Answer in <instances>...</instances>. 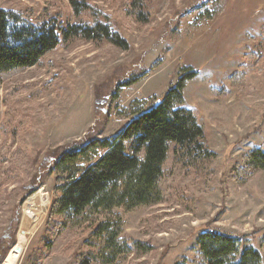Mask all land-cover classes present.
<instances>
[{
  "label": "rangeland",
  "instance_id": "374dc122",
  "mask_svg": "<svg viewBox=\"0 0 264 264\" xmlns=\"http://www.w3.org/2000/svg\"><path fill=\"white\" fill-rule=\"evenodd\" d=\"M79 1L87 8L75 14L71 0H0V8L35 22L85 24L94 14L129 46L61 40L35 65L0 73V264H80L95 221L127 244L150 247L117 264H203L193 247L207 230L238 236L241 249L257 250L264 264V169L235 176L243 157L264 144V0H138L142 20L135 0ZM183 71L194 73L185 106L214 157L191 163L169 143L160 201L50 216L60 195L56 159L116 137L134 108L162 98ZM138 155L143 160L144 150Z\"/></svg>",
  "mask_w": 264,
  "mask_h": 264
},
{
  "label": "trees",
  "instance_id": "16d2710c",
  "mask_svg": "<svg viewBox=\"0 0 264 264\" xmlns=\"http://www.w3.org/2000/svg\"><path fill=\"white\" fill-rule=\"evenodd\" d=\"M71 3L75 14L87 8L79 0H71ZM133 8L142 20L146 14L143 2L135 0ZM77 37L105 40L123 50L129 48L128 42L109 22L94 14L90 23L64 26L55 19L35 22L18 11L0 8V73L33 66L61 40ZM193 77V72L183 71L177 83L169 87L162 98L148 106L134 108L130 121L116 137L93 139L81 147L64 151L53 166L60 195L52 204L50 216L78 217L97 209L109 211L114 206L130 210L160 201L158 181L169 143L176 145L174 153L177 157L191 163L213 158L214 153L202 141L204 131L194 111L185 106L183 90L186 81ZM96 150H104V153L86 167L76 166ZM142 150L143 160L138 155ZM260 169H264V144L243 157L235 176ZM48 224L57 225L50 218ZM108 226L105 222L90 224V237L86 241L88 254L80 264L98 260L117 264L119 258L129 251L144 253L150 249L139 241L127 244ZM103 236L100 253L95 252ZM193 249L203 264H262L260 252L252 248L241 249L238 236L216 230L199 234Z\"/></svg>",
  "mask_w": 264,
  "mask_h": 264
},
{
  "label": "bare ground",
  "instance_id": "6f19581e",
  "mask_svg": "<svg viewBox=\"0 0 264 264\" xmlns=\"http://www.w3.org/2000/svg\"><path fill=\"white\" fill-rule=\"evenodd\" d=\"M6 260H7V259H6ZM15 260H16V258H15ZM13 261H14V258H13L12 256H11V257L9 256L8 262H9V263H11V262L14 263Z\"/></svg>",
  "mask_w": 264,
  "mask_h": 264
},
{
  "label": "water",
  "instance_id": "95a60500",
  "mask_svg": "<svg viewBox=\"0 0 264 264\" xmlns=\"http://www.w3.org/2000/svg\"><path fill=\"white\" fill-rule=\"evenodd\" d=\"M15 249H16L17 251H19V247H18V246H16Z\"/></svg>",
  "mask_w": 264,
  "mask_h": 264
}]
</instances>
